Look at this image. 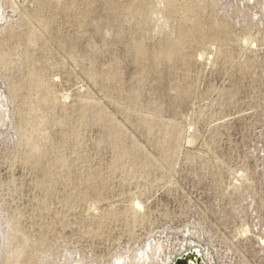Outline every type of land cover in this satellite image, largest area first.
<instances>
[{"label": "rangeland", "instance_id": "obj_1", "mask_svg": "<svg viewBox=\"0 0 264 264\" xmlns=\"http://www.w3.org/2000/svg\"><path fill=\"white\" fill-rule=\"evenodd\" d=\"M193 250L264 264V0H0V264Z\"/></svg>", "mask_w": 264, "mask_h": 264}, {"label": "water", "instance_id": "obj_2", "mask_svg": "<svg viewBox=\"0 0 264 264\" xmlns=\"http://www.w3.org/2000/svg\"><path fill=\"white\" fill-rule=\"evenodd\" d=\"M175 264H204V261L200 252L193 250L179 257Z\"/></svg>", "mask_w": 264, "mask_h": 264}, {"label": "bare ground", "instance_id": "obj_3", "mask_svg": "<svg viewBox=\"0 0 264 264\" xmlns=\"http://www.w3.org/2000/svg\"><path fill=\"white\" fill-rule=\"evenodd\" d=\"M140 13V12H139ZM199 24H195V26H194V28H198L199 26H198ZM186 34H188L187 32H185L184 30H182L181 31V36L182 37H184V36H186ZM135 44V43H134ZM176 49V48H175ZM175 49L174 48H172V47H169V48H167V49H164V50H161V51H159L158 52V54H156V61H158L160 58H162V57H170V53H172V52H174L175 51ZM138 51H139V53H142L143 51L141 50V49H139L138 48Z\"/></svg>", "mask_w": 264, "mask_h": 264}, {"label": "built area", "instance_id": "obj_4", "mask_svg": "<svg viewBox=\"0 0 264 264\" xmlns=\"http://www.w3.org/2000/svg\"><path fill=\"white\" fill-rule=\"evenodd\" d=\"M204 264H205V262H204Z\"/></svg>", "mask_w": 264, "mask_h": 264}]
</instances>
